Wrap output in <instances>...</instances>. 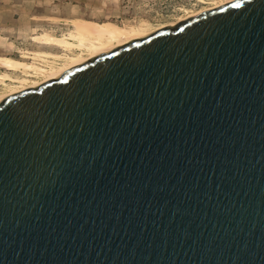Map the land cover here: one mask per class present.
<instances>
[{
    "label": "water",
    "instance_id": "water-1",
    "mask_svg": "<svg viewBox=\"0 0 264 264\" xmlns=\"http://www.w3.org/2000/svg\"><path fill=\"white\" fill-rule=\"evenodd\" d=\"M0 264H264V0L0 102Z\"/></svg>",
    "mask_w": 264,
    "mask_h": 264
},
{
    "label": "rangeland",
    "instance_id": "rangeland-1",
    "mask_svg": "<svg viewBox=\"0 0 264 264\" xmlns=\"http://www.w3.org/2000/svg\"><path fill=\"white\" fill-rule=\"evenodd\" d=\"M220 1L0 0V58L29 62V65L46 69H57L66 63L62 57L81 52L69 47L66 44L68 40H90L85 35L87 23H95L122 31L127 36L138 37L158 31L162 27H172ZM39 51L46 52L34 53ZM6 61L13 60H0V64L7 67ZM52 63L53 65H50ZM24 65L26 64L19 63L18 68L26 70ZM16 69L13 70L17 73L10 74L19 77L13 78L28 79L29 82L42 78L38 73H35L34 78L28 77ZM0 71L8 72L1 67ZM7 75L12 77L9 74L1 76ZM13 78L9 79L11 82L0 78V93L11 89L16 85L14 81L20 80Z\"/></svg>",
    "mask_w": 264,
    "mask_h": 264
},
{
    "label": "bare ground",
    "instance_id": "bare-ground-1",
    "mask_svg": "<svg viewBox=\"0 0 264 264\" xmlns=\"http://www.w3.org/2000/svg\"><path fill=\"white\" fill-rule=\"evenodd\" d=\"M237 0H221L219 3H216L213 7L202 10L197 14L191 15V17H195L203 12L213 10L215 8H219L226 4L232 3ZM175 26V25H174ZM173 27V26H172ZM86 33L85 35L90 40H83V41H67L66 44L69 47L76 48L80 50V53H77L73 56H66L62 57V59L66 60V63L57 69H46L40 66H34L26 64L24 68L31 72H36L41 75V79L37 81L29 82V80H16L14 81L16 85L12 86L11 89L7 90L4 93H0V102L5 100L8 97L21 93L25 90L37 88L44 83H47L56 77L62 75L63 73L67 72L68 70L94 58L99 55L109 53L116 48H119L127 43H130L135 40L146 38L157 31L151 32L146 35H140L138 37L135 36H127L124 32L119 30H113L95 23H87L85 24ZM162 29H164L162 27ZM159 29V30H162ZM158 30V31H159ZM83 52L87 53L86 55L82 54ZM43 63V62H41ZM45 65V64H41ZM50 65H53L50 64Z\"/></svg>",
    "mask_w": 264,
    "mask_h": 264
},
{
    "label": "crops",
    "instance_id": "crops-1",
    "mask_svg": "<svg viewBox=\"0 0 264 264\" xmlns=\"http://www.w3.org/2000/svg\"><path fill=\"white\" fill-rule=\"evenodd\" d=\"M80 27V26H79ZM75 41H77V40H75ZM41 52H46V51H39V52H34V53H41ZM47 52H50V51H47ZM0 60H13V61H6L5 62V65H7V67H9V68H7V67H5V66H3L2 64H0V67L1 68H3V69H6V70H8V72H6V71H4V72H1L0 71V78H1V80H4V81H10L11 82V80H9L10 78H13V77H19V76H12L11 74H10V72H13V73H15L16 71L15 70H13V69H16V70H18V71H20V72H22V73H24L25 75H27L28 77H31V78H34L35 77V73L36 72H29V71H26V70H22V69H20V68H18V64L19 63H24V64H31V63H27V62H14V61H19V60H15V59H11V58H0ZM34 64V63H33ZM10 68H13V69H10ZM17 73V72H16ZM4 74H9V75H11L12 77H10V76H1V75H4ZM13 79H20V78H13ZM26 79V78H25ZM20 80H24V79H20ZM26 80H28V79H26Z\"/></svg>",
    "mask_w": 264,
    "mask_h": 264
}]
</instances>
